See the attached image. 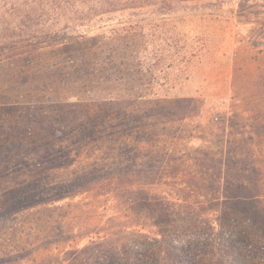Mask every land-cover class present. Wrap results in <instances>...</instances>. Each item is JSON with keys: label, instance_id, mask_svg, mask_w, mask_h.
<instances>
[{"label": "rangeland", "instance_id": "1", "mask_svg": "<svg viewBox=\"0 0 264 264\" xmlns=\"http://www.w3.org/2000/svg\"><path fill=\"white\" fill-rule=\"evenodd\" d=\"M203 1L107 13L64 42L0 46V264H153L139 242L161 240L180 185L150 182L147 163L196 161L178 102L264 132V2ZM241 144L264 178V135ZM220 240L183 234L182 260L160 242L154 264H264V242L246 231Z\"/></svg>", "mask_w": 264, "mask_h": 264}, {"label": "trees", "instance_id": "2", "mask_svg": "<svg viewBox=\"0 0 264 264\" xmlns=\"http://www.w3.org/2000/svg\"><path fill=\"white\" fill-rule=\"evenodd\" d=\"M199 1L0 0V46L37 37H53L64 42L74 35L82 36L95 18L107 13L153 7L162 15L197 9L201 6ZM208 1L202 3L207 5ZM192 101L178 102L182 112L178 136L187 141L194 153V165L180 168L188 163L189 155L185 159L167 160L162 163V168L147 163L146 178H150V182L158 183L162 178H168L179 181L180 185L177 186L179 194L175 198V207L163 211L167 224L159 233L162 241L155 234L149 240L145 238L139 242L141 257H151L153 264L156 259L152 247H159L160 242L165 245V253L170 258L182 260L183 234L211 236L225 243L228 232L242 230L264 242V178L257 168L259 164L254 163V154L244 151L241 146L244 138H263L264 132L251 122L241 123L240 129L234 122L233 113L224 111L218 113L219 116H212L202 105L193 107ZM215 124H219V131H216ZM56 133L54 131L52 135L55 137ZM199 138L200 144H197ZM205 138V142L202 141ZM164 163L172 165L170 167L174 170L167 173ZM191 194L196 197L193 203ZM196 205H204L206 212L196 211Z\"/></svg>", "mask_w": 264, "mask_h": 264}]
</instances>
